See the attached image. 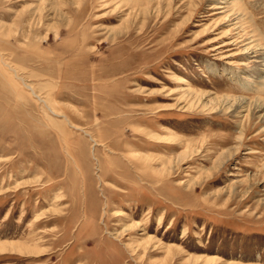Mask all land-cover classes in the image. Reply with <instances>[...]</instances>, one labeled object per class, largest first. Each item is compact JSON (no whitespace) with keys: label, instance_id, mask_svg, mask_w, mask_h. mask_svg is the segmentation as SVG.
<instances>
[{"label":"rangeland","instance_id":"rangeland-1","mask_svg":"<svg viewBox=\"0 0 264 264\" xmlns=\"http://www.w3.org/2000/svg\"><path fill=\"white\" fill-rule=\"evenodd\" d=\"M223 1L0 0V264H264V0Z\"/></svg>","mask_w":264,"mask_h":264},{"label":"bare ground","instance_id":"bare-ground-1","mask_svg":"<svg viewBox=\"0 0 264 264\" xmlns=\"http://www.w3.org/2000/svg\"><path fill=\"white\" fill-rule=\"evenodd\" d=\"M225 1L226 0H224L223 2H225ZM260 43H261V41H260ZM258 44H256V41H255V43L252 45V48L255 49L253 52H257V51H259L261 49L264 50V47L257 48L258 47ZM256 45H257V47H256ZM258 56L262 57V59L264 60V51H262V56L261 55H258ZM260 65H261L260 68L258 69V71H256V73H254V75L252 74V75L248 76V77H252V79L248 80L249 78L247 77L246 79H244V81H246L247 83H252L253 82V79L257 78L256 75H261V73L264 72V65H262V64H260ZM258 72H259V74H257ZM234 100L235 101L229 106V108H231L233 110V112L241 113L242 111L250 110V108L252 106V102L250 100H248L247 98H245V99L240 98V99H234ZM256 108H258L257 111H264V102L257 104ZM263 114H264V112H263ZM262 117H264V116H262ZM117 215H121V212H117ZM133 226L134 227H138L139 224L138 223H135V225H133ZM10 244H11L10 248H11V252L12 253L14 251H16V250L18 252L25 250V248L22 247V245H20L18 243H10ZM6 246H7L6 243H0V252L1 253L6 252V250H7L6 249L7 248Z\"/></svg>","mask_w":264,"mask_h":264}]
</instances>
